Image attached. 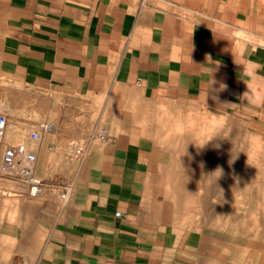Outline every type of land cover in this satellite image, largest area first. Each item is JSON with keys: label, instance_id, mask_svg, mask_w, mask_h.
Wrapping results in <instances>:
<instances>
[{"label": "crops", "instance_id": "obj_1", "mask_svg": "<svg viewBox=\"0 0 264 264\" xmlns=\"http://www.w3.org/2000/svg\"><path fill=\"white\" fill-rule=\"evenodd\" d=\"M204 101L264 126V0H0L3 136L34 127L45 183L20 193L19 264H264V231L188 228L156 180L141 118Z\"/></svg>", "mask_w": 264, "mask_h": 264}, {"label": "rangeland", "instance_id": "obj_2", "mask_svg": "<svg viewBox=\"0 0 264 264\" xmlns=\"http://www.w3.org/2000/svg\"><path fill=\"white\" fill-rule=\"evenodd\" d=\"M0 113L4 114L1 108ZM228 122L233 131L234 152L240 149L248 133L264 134V126L255 121L228 117ZM28 129L22 141H11L4 135L0 145V264L20 263V193L26 192L17 182L3 175L1 156L5 146L17 143L24 144L28 152L34 153L36 142L29 140L34 127ZM148 132L155 139L158 151L156 180L163 187L164 196L172 201L176 214L185 216L188 228L203 229L220 239L235 238L239 242L244 230L252 236H260L264 231V164L257 169L250 167L241 153L230 165L232 145L222 141L219 150L209 146L200 154L190 145L187 151L191 159L181 157L184 173L176 160L182 145L176 150L164 147V133L155 123ZM218 168L223 170L219 179L217 174H212ZM26 223L22 221V224Z\"/></svg>", "mask_w": 264, "mask_h": 264}, {"label": "clouds", "instance_id": "obj_3", "mask_svg": "<svg viewBox=\"0 0 264 264\" xmlns=\"http://www.w3.org/2000/svg\"><path fill=\"white\" fill-rule=\"evenodd\" d=\"M208 58L211 60L210 57ZM216 67L218 65L213 66L212 73L216 70ZM211 81L212 93V85L215 81L212 79ZM226 87V85L221 84L219 90H224ZM209 95H206L205 101L209 98ZM211 98L214 101L218 100L215 95H212ZM205 101L203 112L198 108L188 110L171 104H159L155 109L154 115L152 117H142L140 123L145 129L150 128L154 123L159 125L164 133L162 138L164 147L176 150L182 145V151L176 157V160L179 168L184 173L185 169L182 167L181 157L187 156L191 159L187 151L190 145L196 149L197 154H200L209 146L219 150L221 146L220 142L222 141H228L232 145L230 150V165L241 153L246 156V163L250 167L257 169L264 164V134L257 132L248 133L244 137L240 149L234 152V145L231 142L233 140V131L228 122V117L218 114L216 111H210ZM212 174H217V179H219L223 174V170L218 168Z\"/></svg>", "mask_w": 264, "mask_h": 264}, {"label": "built area", "instance_id": "obj_4", "mask_svg": "<svg viewBox=\"0 0 264 264\" xmlns=\"http://www.w3.org/2000/svg\"><path fill=\"white\" fill-rule=\"evenodd\" d=\"M6 125V118L0 113V145L2 143L4 129ZM98 138L102 141L106 140L104 133H100ZM37 134L30 133L29 140L36 141ZM35 156L29 153L22 143H17L4 148L1 156V172L3 175L19 184L20 187L27 190L30 198L36 197L43 189L45 183L40 178L36 177L33 172L32 165ZM63 193L61 198L65 199L69 191V186H63ZM119 213H116L118 216Z\"/></svg>", "mask_w": 264, "mask_h": 264}, {"label": "bare ground", "instance_id": "obj_5", "mask_svg": "<svg viewBox=\"0 0 264 264\" xmlns=\"http://www.w3.org/2000/svg\"><path fill=\"white\" fill-rule=\"evenodd\" d=\"M3 144V142L1 143V145ZM6 147V146H5Z\"/></svg>", "mask_w": 264, "mask_h": 264}]
</instances>
